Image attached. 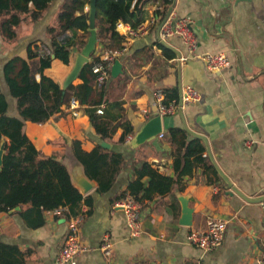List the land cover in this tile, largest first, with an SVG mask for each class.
Instances as JSON below:
<instances>
[{"label":"crops","instance_id":"obj_1","mask_svg":"<svg viewBox=\"0 0 264 264\" xmlns=\"http://www.w3.org/2000/svg\"><path fill=\"white\" fill-rule=\"evenodd\" d=\"M62 2L53 0L41 18L22 24L15 41L5 42L0 37V71L12 56L25 57L31 44L35 56L52 60L44 73L64 86L74 64L64 65L55 59L54 51L63 38L79 42L87 37L79 28L47 35V25ZM88 9L89 2L85 5ZM152 17L157 20L153 24ZM168 18L188 19L198 41L194 53L179 36L160 41L158 30ZM138 25H143L144 31L127 37L126 31L134 28L117 22L116 30L124 35L126 46L118 58L121 66L116 75L111 74L112 63L105 80L108 99L122 103L124 118L133 123L135 131L153 114H160L153 106L156 91L164 96V89L175 88L177 97L171 103H178L182 88L191 85L200 98L173 114H160L162 135L134 150L127 147L131 136L124 143L117 141L121 129L117 130L107 142L108 149L122 153L124 163L108 191L96 192L97 183L86 177L71 150L73 139H80L85 150L100 142L84 113L82 98H76V116L70 114L69 101L47 121H24L23 130L38 149L39 158L54 156L65 165L79 192L90 197L88 204L82 202L79 207L83 249L77 263L253 264L264 251V0H147ZM159 42L168 51L159 48ZM107 44L109 41H96L92 57L102 54ZM79 53L76 46L69 50L74 63ZM207 53L225 54L230 66L220 71L208 69L202 59ZM0 91L7 101V113L17 116L15 100L2 77ZM170 127L184 128L203 141L217 177L198 166L192 174L182 176L171 192L154 195L142 190L137 197L133 195L143 206L142 232L131 236L124 211L112 207V202L128 192L140 161L147 160L159 172L175 176L171 145L162 138ZM142 182L146 186L148 178ZM25 207L0 212V242L18 247L19 264H56L68 220L75 215H66V208L43 210L44 223L35 228L21 218ZM212 218L227 223L223 244L207 251L190 244L188 234L205 228ZM105 238L111 244L109 256L100 249Z\"/></svg>","mask_w":264,"mask_h":264},{"label":"trees","instance_id":"obj_2","mask_svg":"<svg viewBox=\"0 0 264 264\" xmlns=\"http://www.w3.org/2000/svg\"><path fill=\"white\" fill-rule=\"evenodd\" d=\"M53 0H0V37L5 42L15 41L20 34L22 24L37 21L49 8ZM147 0H96L95 30L97 41L107 47L121 48L124 35L116 30L119 21L128 23L132 28L141 21V12ZM89 0H63L47 25V35H59L67 29H82L89 36V12L85 5ZM87 39L76 42L63 38L54 51L55 59L67 66L74 64L69 50L76 46L79 51ZM159 48L168 51L164 43ZM93 53V52H92ZM92 53L89 57H92ZM172 57V56H171ZM50 57L35 56L31 44L26 47V56H12L0 71L10 95L15 100L17 116L7 113V101L0 91V212L9 211L18 205H26L21 218L31 227L43 225V210L66 208V215L79 214L80 204L89 203V195H82L72 184L65 165L54 156L39 158L38 149L23 130L24 121L39 123L47 121L61 110L72 97L82 98L84 112L100 142H94L90 150H85L80 139L71 141V150L82 165L87 178L97 183L96 192L108 191L119 173L124 157L122 153L112 151L101 145L110 142L117 130L121 133L117 139L124 143L126 137L135 132L133 123L124 118V108L119 101L108 99L106 81L96 82L92 72L93 58L86 61L79 70L76 80L68 86L57 83L44 73L51 67ZM64 94L62 95V92ZM163 103L169 105L177 97L175 88L164 89ZM81 101V100H80ZM82 103V102H81ZM162 138L171 145L173 170L175 176H167L147 160L140 161L135 169L136 179L128 183L127 190L136 196L140 191L154 195L171 192L172 186L181 182L182 176L192 174L200 166L208 175L217 172L205 154L203 141L190 136L184 128L170 127ZM147 177L146 186L142 179ZM180 190L182 188L179 187ZM17 246L0 242V264H19Z\"/></svg>","mask_w":264,"mask_h":264},{"label":"built area","instance_id":"obj_3","mask_svg":"<svg viewBox=\"0 0 264 264\" xmlns=\"http://www.w3.org/2000/svg\"><path fill=\"white\" fill-rule=\"evenodd\" d=\"M157 20L152 17L150 22L153 24ZM144 31L143 25H138L134 29L126 31L127 37L137 36ZM160 41L176 35L179 36L183 43L187 46L189 52L194 53L198 41L191 28V25L186 18L179 19H166L158 30ZM126 44L123 42L121 48L105 49L102 54L96 55L93 58H97L93 64L92 72L95 74L96 82L101 83L105 81L110 75V66L115 60H118L119 56L123 54ZM183 60L184 58H181ZM205 66L212 71H220L230 66V59L223 53H207L202 57ZM200 98L199 93L191 85L184 86L181 90L179 102L170 103L165 105L163 103V93L156 91L153 106L160 114H173L178 107L198 101ZM77 99L72 98L69 102V111L72 116H76L78 112ZM162 135V134H161ZM247 144H251V141H247ZM112 207L121 208L126 216L127 225L130 229L131 236H137L142 232L141 223V211L142 204L138 202L135 197L128 192L121 194L112 202ZM83 221V215L77 214L68 220V231L64 237V240L58 250L56 256V264H78L77 255L82 251L83 246L79 237V225ZM226 221L222 219H208L206 226L203 229L192 230L187 240L190 244L195 245L205 251L218 248L223 244ZM100 249L105 256L111 254V244L107 238L103 239ZM137 264V263H135ZM253 264H264V251L255 258Z\"/></svg>","mask_w":264,"mask_h":264},{"label":"water","instance_id":"obj_4","mask_svg":"<svg viewBox=\"0 0 264 264\" xmlns=\"http://www.w3.org/2000/svg\"><path fill=\"white\" fill-rule=\"evenodd\" d=\"M96 0H89V9H88V24H89V36L87 38V42L78 54L75 63L69 73L64 86H68L73 80L76 78L79 70L81 69L82 65L87 61L89 55L94 49V46L97 41V35L95 30V14H96V7H95ZM192 28V27H191ZM121 64L119 60H115L113 68L111 70L112 75H116L117 71L119 70ZM64 91L62 92V95ZM162 132V125H161V115L158 113L153 114L148 120H146L140 127L135 131L132 137L129 139L127 143V147L131 150L138 148L140 145L148 143L156 139ZM101 145L103 147L109 148V143L102 142ZM1 154H2V147L0 148V164H1ZM183 207L187 211L186 201L183 200Z\"/></svg>","mask_w":264,"mask_h":264},{"label":"rangeland","instance_id":"obj_5","mask_svg":"<svg viewBox=\"0 0 264 264\" xmlns=\"http://www.w3.org/2000/svg\"><path fill=\"white\" fill-rule=\"evenodd\" d=\"M84 35H85V37H87V33H84ZM84 39H85V38H84ZM95 45H96V44H95ZM107 49H109V48H107ZM92 52H93V53L96 52L95 47H94V49H93ZM92 52H91V53H92ZM93 53H92V54H93ZM117 93H119V92H117ZM78 111H79V110H78ZM84 113H85V112H84ZM137 115H140V113H138ZM142 115H143V114H142ZM80 118H81V116L77 117V119H80ZM87 119H88V116H87ZM80 126L82 127L81 130H84V131H85V128H84V127H85V124H81ZM133 126H134V125H133Z\"/></svg>","mask_w":264,"mask_h":264}]
</instances>
